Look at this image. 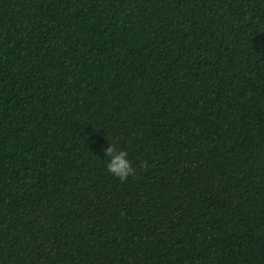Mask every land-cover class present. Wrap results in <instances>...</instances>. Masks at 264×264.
<instances>
[{"label": "trees", "instance_id": "1", "mask_svg": "<svg viewBox=\"0 0 264 264\" xmlns=\"http://www.w3.org/2000/svg\"><path fill=\"white\" fill-rule=\"evenodd\" d=\"M0 264H264V0H0Z\"/></svg>", "mask_w": 264, "mask_h": 264}, {"label": "clouds", "instance_id": "2", "mask_svg": "<svg viewBox=\"0 0 264 264\" xmlns=\"http://www.w3.org/2000/svg\"><path fill=\"white\" fill-rule=\"evenodd\" d=\"M127 155L128 153L125 150L118 149L114 144H109L105 150V157L109 158L106 164L107 171L118 177L121 181L135 174V169L127 159ZM141 166L146 165L142 164Z\"/></svg>", "mask_w": 264, "mask_h": 264}]
</instances>
